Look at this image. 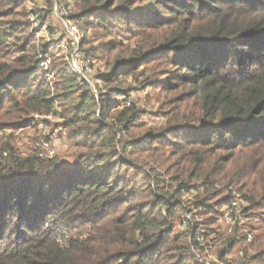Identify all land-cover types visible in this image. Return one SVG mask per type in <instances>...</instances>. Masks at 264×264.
<instances>
[{
    "label": "trees",
    "instance_id": "16d2710c",
    "mask_svg": "<svg viewBox=\"0 0 264 264\" xmlns=\"http://www.w3.org/2000/svg\"><path fill=\"white\" fill-rule=\"evenodd\" d=\"M34 1L0 0V264L225 261L241 236L215 254V224L236 192L258 220L240 264H264V0H45L79 27L86 76L104 61L95 87L71 42L36 45ZM141 78L159 126L126 105ZM37 116L63 119L73 164L11 143Z\"/></svg>",
    "mask_w": 264,
    "mask_h": 264
},
{
    "label": "rangeland",
    "instance_id": "374dc122",
    "mask_svg": "<svg viewBox=\"0 0 264 264\" xmlns=\"http://www.w3.org/2000/svg\"><path fill=\"white\" fill-rule=\"evenodd\" d=\"M69 2L71 5L74 3L73 0H70ZM26 8L28 14L24 16L26 20H29V24L32 30L36 31L33 34L35 35L37 46H39V44L52 46V44L57 43L60 40H65L72 43L74 39L72 38L69 30V26L71 23H67L66 20L62 18V16L66 14L59 13L57 5L55 6L54 12H51L50 7L45 0H35L34 2H29ZM70 9L73 10V7H71ZM43 16H45V19L47 20L46 22L42 21ZM67 54H69V52H61L58 54V57H64ZM92 63V68L89 70L90 73L88 76H86V80L90 81L92 86L95 87L97 84L95 82L96 80H94V77L105 73L106 65L104 61H101V59L94 60V62ZM48 68L49 71H51V73L55 75L51 64L48 65ZM49 80L50 82L54 81L50 78ZM142 80L143 79L141 78L137 83L132 82L131 87L133 88V90L130 94L129 100L133 102V105H136L138 108L145 112L146 115H144L143 120L147 126H159L160 124H162L163 120L159 118V116H161L162 114L160 112L159 104L158 102H156L155 93L152 89H148L141 85L140 82H142ZM35 119L37 123L36 127L33 126L32 128H26L21 132L7 131V137H14V139L12 137H9L11 143L15 147L19 148V152H21V154L25 156L30 155L32 152H34V150L37 149L42 153L47 152L48 147L52 145L53 149L56 152L55 159L59 160L60 164H73L76 158L74 141L68 139L67 133L61 134V132L55 130V126H60L63 124V119L57 116H52L51 118H41L37 116L35 117ZM44 128L45 130H43ZM54 132H57L58 134V138L56 141L50 140L49 137V135H52ZM48 143H50V145H47ZM235 194L236 198H238V204L236 206H232L231 204L230 207H226L225 209L223 208L224 219L217 221V223L215 224L216 233L214 234L213 238L217 239L214 243L216 244V246H214L213 244L214 248L212 249V252H214L215 254L220 250L226 248L227 245L225 239L227 237H232L234 235L235 229L239 230L238 234L241 237L243 236V233L246 234L247 231H251L250 234H252L254 237L256 236L255 228L257 227V217H254V212H251L250 215L244 214V208L247 207V204L242 201L240 195H238L237 192ZM188 195V197H184V200L186 202H194L196 200V197H202V192L199 191ZM233 214L234 217L232 220L230 218H226L227 215L231 217V215ZM195 218V215L190 216V218L185 217V221H189L190 224V221L193 219L195 220ZM197 221L200 223L199 229L201 230L203 226L202 220L198 219ZM190 226L196 230V225ZM180 230H182L183 232H187V226L182 224ZM241 237H238V242L236 246H234V249L227 251L229 253L226 256L225 261H230L232 262V264L241 263L243 256L242 253H244V249L245 251L249 249L250 247L247 246L252 243L249 242L248 239L245 244L240 243L239 240L241 239ZM249 252H255V250L250 248ZM207 259L209 261H214L213 254H210Z\"/></svg>",
    "mask_w": 264,
    "mask_h": 264
},
{
    "label": "built area",
    "instance_id": "2783aa9c",
    "mask_svg": "<svg viewBox=\"0 0 264 264\" xmlns=\"http://www.w3.org/2000/svg\"><path fill=\"white\" fill-rule=\"evenodd\" d=\"M69 30H70V34H71V36H72V38L74 39L73 41H72V46H74V51L71 53V55H70V53L68 54V55H70V59H71V61H72V67H73V70L79 75V76H81L84 80H86V74H85V69H84V65L85 64H89V63H84L83 62V57H81L80 55H79V44H80V41H81V38H82V36H81V32H80V29H79V27L77 26V25H75V24H70V26H69ZM62 48H63V51L64 52H69V46L68 45H66V44H64L63 46H62ZM47 63V64H46ZM45 64H44V69H45V71L47 72V74H48V77L51 79V80H54V75L51 73V71H49V68H48V65L50 64V62L48 61V62H46ZM90 85H92L91 84V82L90 81H88V80H86ZM133 104V102L131 101V100H128L127 102H126V105L127 106H131ZM52 116H49V117H47V118H51ZM43 130H45V128L43 129ZM49 137H50V140H52V141H56L57 140V138H58V134H57V132H54L52 135H49ZM47 145H50V143H48ZM52 146V145H51ZM51 146H49L48 147V151L47 152H41L40 153V157L41 158H43V157H49V158H55L56 157V152H55V150L53 149V146L51 147ZM238 198H235V201L232 203V206L234 205V206H236L237 204H238V200H237ZM233 217H234V214L233 215H231V217H229L228 215L226 216V218H230L231 220L233 219ZM225 218V219H226ZM248 241L249 242H253L254 241V236L252 235V234H250L249 236H248ZM243 254V256H242V258H244V256H245V254L244 253H242ZM214 256V255H213ZM200 261H202V259L200 260ZM203 262V261H202ZM205 262V264H232V262H230V261H220V260H218L215 256H214V261H209L208 259L207 260H205L204 261Z\"/></svg>",
    "mask_w": 264,
    "mask_h": 264
}]
</instances>
